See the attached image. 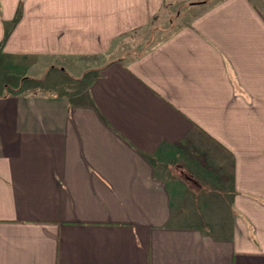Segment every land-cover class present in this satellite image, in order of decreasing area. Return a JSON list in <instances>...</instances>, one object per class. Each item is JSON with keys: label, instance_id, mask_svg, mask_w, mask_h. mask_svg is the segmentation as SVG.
<instances>
[{"label": "crops", "instance_id": "1", "mask_svg": "<svg viewBox=\"0 0 264 264\" xmlns=\"http://www.w3.org/2000/svg\"><path fill=\"white\" fill-rule=\"evenodd\" d=\"M177 1L0 0V56L106 57ZM182 1L87 92L0 95V264H264V13Z\"/></svg>", "mask_w": 264, "mask_h": 264}, {"label": "rangeland", "instance_id": "2", "mask_svg": "<svg viewBox=\"0 0 264 264\" xmlns=\"http://www.w3.org/2000/svg\"><path fill=\"white\" fill-rule=\"evenodd\" d=\"M264 13V0H252ZM200 3V1H197ZM200 5V4H199ZM189 1H177L163 8L146 28L129 32L113 41L106 57L51 58L45 56H0V95H44L70 98L87 92L101 76V69L114 61L128 64L162 42L169 34L196 16ZM202 158L198 157L200 162ZM158 164V162H157ZM190 174L186 169H182Z\"/></svg>", "mask_w": 264, "mask_h": 264}]
</instances>
